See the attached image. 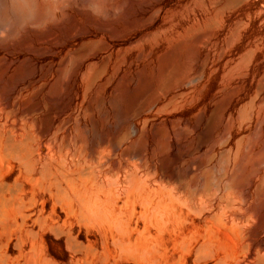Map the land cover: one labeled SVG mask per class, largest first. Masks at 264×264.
Wrapping results in <instances>:
<instances>
[{
    "label": "rangeland",
    "instance_id": "374dc122",
    "mask_svg": "<svg viewBox=\"0 0 264 264\" xmlns=\"http://www.w3.org/2000/svg\"><path fill=\"white\" fill-rule=\"evenodd\" d=\"M26 1L0 0V264H264V0H244L221 16L212 0ZM237 20L244 26L227 46ZM249 49L252 61L237 71ZM101 62L104 71L90 82L86 74ZM172 65L177 84L160 96L159 77ZM139 95L151 103L125 119ZM225 102L199 142L201 116ZM10 140L28 158L5 154ZM206 157L224 160L235 186L193 185L206 169L196 162ZM58 166L104 191L140 179L151 204L127 194L134 179L119 195L130 252L101 219L79 218L43 189L40 170ZM168 200L173 218L156 220V203Z\"/></svg>",
    "mask_w": 264,
    "mask_h": 264
},
{
    "label": "bare ground",
    "instance_id": "6f19581e",
    "mask_svg": "<svg viewBox=\"0 0 264 264\" xmlns=\"http://www.w3.org/2000/svg\"><path fill=\"white\" fill-rule=\"evenodd\" d=\"M27 1H28L29 5L31 7V0H27ZM242 1H244V0H212V3L215 6V14L217 16H219V15L221 16V14H223L227 9H229V7H232V5H236V3H239V2L241 3ZM202 2L204 3V0L201 1L200 4ZM23 5H25V4H23ZM25 8H24V10H25ZM27 10H25V11H27ZM258 12H261V8H259V6H258ZM25 13H29V11L25 12ZM49 13H50L49 8L45 9L41 13L42 16L40 17V20L41 19L45 20L47 16L49 17ZM247 14L249 15V13H247ZM26 15L27 14H25V16ZM261 20L263 21V19H261ZM211 21H213V20L212 19L208 20L210 26H207L208 24L207 25L205 24V25L207 27H212L211 24L214 25V23H210ZM244 23H242V25ZM247 23H246V25H247ZM260 23H261V21H260ZM242 25H241V21L237 20V23L234 25V27L233 28L231 27L232 28L230 30L231 32H229L230 34H228L229 36L226 38L227 40L225 41L227 46H230L234 42H237L235 38L238 35H240L239 34L240 33L239 30L242 27ZM200 37L201 36H199V38ZM141 38H143V36ZM198 41H201V40H198ZM259 47H261V46H259ZM246 49H248V47ZM251 54H252V51H250V49H249L247 51L245 50V52L243 53L242 56L240 55L241 58L239 59V62L236 64V67H235V69L237 71H242V69L244 71V68L247 66V64H249L248 62L250 61V58L252 56ZM104 69H105V63L104 62H101L99 64L93 65L91 67V69L89 70L88 74H86V78L90 82H92L99 75L102 74ZM178 71H179L178 68L173 66V65L163 71V73L159 77L158 90H157L158 94L160 96L161 95H165L171 89L173 84H177L176 80L175 81H173V80L175 78V74L178 73ZM16 86H17V83L15 84L14 88H16ZM14 88L12 90H14ZM258 94L262 98L264 97V79L258 85ZM10 95H12V94H10ZM255 98H251L250 100H248V102H246V104H244L241 107V109L239 111L240 118L246 119V118H248L250 116L252 108H254L253 105L255 103ZM151 101L152 100H149V98L147 96H145V95L137 96V98H135V100L130 103L129 111L124 115L125 116L124 118L129 120L130 118L139 115L141 113V111L145 108V106L150 104ZM228 103L229 102H225V104L224 103L215 104V107L213 108L212 114L210 116H208V118H205V116H201V123L203 124V130H202V132L200 131L201 136H200L199 142H202L203 139L207 136V128L210 125H212L216 121V119L223 113V110L227 107ZM38 107H39V103L36 102V103L31 104L26 110L27 111H32V110H34V109H36ZM91 108H92V106L89 109L91 110ZM104 140L105 139H102V141H104ZM174 143H176V142H174ZM113 145H117V144L113 143ZM3 149H4V153L5 154H8V153L9 154H13L15 157H18V158H20L22 160H24L25 158H28V157H20L21 153L23 151H21L20 145L15 143L12 140L6 142L4 144ZM139 152H141V150ZM210 162L211 161L209 160V157H206L205 159L199 160V161L196 162L198 164V166L206 167V169L203 172L202 176L200 175L199 177L193 179V181H192L193 185L198 187L201 184L202 190L204 192L205 191L208 192V191L216 190V189H222L223 187H226L227 182H228V186H230V187L235 186L234 183H233V177H229V174H228L227 170H225V167H224V163L225 162H224V160H218V161H216V163L214 165H212ZM40 173H41V176H42V178H41L42 182L45 183V181H46L45 188H43V189L47 190L52 195L53 194L56 195L58 198L66 200L71 206L69 208H71L73 211H75V213H77L76 215H78V216L81 215L82 217L87 218V220H88V218H89V220L91 218H96V220H97V218H98V220L101 219V221H102L101 223L103 224L105 222V224H107L106 226H108L113 231V241H116V243H118V245H120L122 250H126V251L128 250V252H130L129 249H130V246H131L132 243H131V239H130L131 236H129L128 234H130V232H131L130 228H132V227L128 223V217L126 216V214H125V212L123 210L124 207H122V205L119 204V200L122 197V196L120 197L119 195L121 194V191H123L125 189V187L128 188V186H126V185H128V183L129 184H131V182L133 183V181H130V180L134 179V181H135L134 184L135 185H133L134 187L133 186H129L130 188L127 189L128 191L126 190L127 194L135 192L136 195H137V198L139 196L141 201H142L141 202L139 200L140 203H142V205L140 204L141 207L142 206L144 207L145 205L147 206L148 203L151 204V200L152 199L151 198H150L151 200L149 199V194H150L149 192L150 191H148V190L145 191L146 187L144 188V184H142V182L140 181L139 178L137 179V178H133L132 177V179H130L131 177L130 178L128 177V179H130L129 180L130 182L127 180V184L125 182H122V181H124V180H122L121 181V186L117 187V185H115V186H113L114 188H111L108 191H104L102 188H100V186L99 187H94L93 185L89 186L85 181H81L79 183V182L76 181L75 178L68 177L66 172L63 170V167H60V166H58L53 172L51 171V173H48V170H46V167H43L40 170ZM47 175H48V178H47ZM129 175L130 176H134L132 174H129ZM125 180H126V178H125ZM131 187H133V188L131 189ZM115 188L117 190H115ZM129 190H131L132 192H130ZM115 191H116V194H114ZM124 193H126V192H124ZM129 195H127V197ZM132 196H134V195L132 194ZM151 197H152V195H151ZM125 199H126V197H125ZM128 199H130V198L128 197ZM162 199H160V200L162 201ZM124 200H123V202H124ZM149 200H150V202H149ZM157 201H159V200H157ZM168 201H169L168 203H167V201L166 202L163 201V202H157L156 203L154 208H155L157 216L155 215V211L153 213L154 215H152L154 218L156 217V220H158L159 218L162 220L164 218V216L168 217V219H169V217H172V215H174L173 214V210H172V209H174V207L172 205L173 202H171L170 200H168ZM4 202H5L4 196L2 195V193L0 191V208H3V206H5ZM124 203H126V202H124ZM170 203H172V204H170ZM124 205H126V204H124ZM148 206H150V205H148ZM145 210L146 209H144V211ZM2 212H3V209H0V219L2 218L1 216H3L2 214H4ZM69 212H70V210H69ZM73 213L74 212H72V214ZM81 216L79 218L82 219ZM92 220H94V219H92ZM165 221H161V224L165 223ZM174 221L176 222L177 220L174 219ZM168 222L169 221H167V223ZM96 223L99 224L98 221H96ZM176 224H177V222H176ZM162 225H164V224H162ZM165 225H166V223H165ZM110 236H112V233H111ZM210 239H211V237H210ZM206 242L208 243V241H206ZM202 244H205V243H202ZM199 245L200 244H198V246H196V247L197 248L200 247V249L198 248V250H197V248H195L196 255H197V252H199V254H200L201 251H202V249H201L202 247H201V245L200 246ZM207 246H206V248H208ZM206 248H204V249L206 251H208L209 249H206ZM131 249H132V247H131ZM221 264H223V263H221Z\"/></svg>",
    "mask_w": 264,
    "mask_h": 264
}]
</instances>
